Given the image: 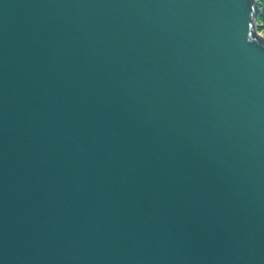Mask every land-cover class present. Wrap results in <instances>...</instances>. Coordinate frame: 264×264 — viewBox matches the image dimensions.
<instances>
[{"label": "water", "instance_id": "obj_1", "mask_svg": "<svg viewBox=\"0 0 264 264\" xmlns=\"http://www.w3.org/2000/svg\"><path fill=\"white\" fill-rule=\"evenodd\" d=\"M256 0H0V264H264Z\"/></svg>", "mask_w": 264, "mask_h": 264}, {"label": "rangeland", "instance_id": "obj_2", "mask_svg": "<svg viewBox=\"0 0 264 264\" xmlns=\"http://www.w3.org/2000/svg\"><path fill=\"white\" fill-rule=\"evenodd\" d=\"M257 13L258 16L256 19L258 24V31L264 36V11L259 7V11Z\"/></svg>", "mask_w": 264, "mask_h": 264}, {"label": "bare ground", "instance_id": "obj_3", "mask_svg": "<svg viewBox=\"0 0 264 264\" xmlns=\"http://www.w3.org/2000/svg\"><path fill=\"white\" fill-rule=\"evenodd\" d=\"M255 6L257 7V9H259V6H258V3L255 1ZM258 12V11H257ZM257 16H258V13H256V16L254 17V21H255V29H256V35L257 36H260L262 39H264V36L263 34L259 33L258 31V25H257Z\"/></svg>", "mask_w": 264, "mask_h": 264}, {"label": "trees", "instance_id": "obj_4", "mask_svg": "<svg viewBox=\"0 0 264 264\" xmlns=\"http://www.w3.org/2000/svg\"><path fill=\"white\" fill-rule=\"evenodd\" d=\"M256 1L258 3V6L264 11V0H256ZM258 11H259V9H258Z\"/></svg>", "mask_w": 264, "mask_h": 264}]
</instances>
